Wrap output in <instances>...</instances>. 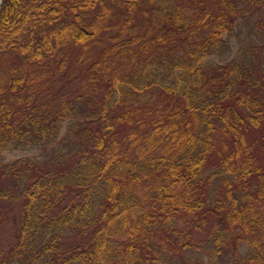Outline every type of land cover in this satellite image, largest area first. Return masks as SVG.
Instances as JSON below:
<instances>
[{
  "label": "trees",
  "instance_id": "1",
  "mask_svg": "<svg viewBox=\"0 0 264 264\" xmlns=\"http://www.w3.org/2000/svg\"><path fill=\"white\" fill-rule=\"evenodd\" d=\"M174 1L0 0V151L52 153L0 160V207L21 202L11 258L168 264L155 235L208 200L204 170L224 136L219 208L249 239L237 264H264V178L248 142L264 108L249 65L207 59L229 42L240 9L235 0ZM145 3L155 23L140 33L133 21L149 15ZM100 38L110 45L98 52ZM75 54H92L85 76L103 79L100 98L52 91ZM73 231L90 240L61 250Z\"/></svg>",
  "mask_w": 264,
  "mask_h": 264
},
{
  "label": "rangeland",
  "instance_id": "2",
  "mask_svg": "<svg viewBox=\"0 0 264 264\" xmlns=\"http://www.w3.org/2000/svg\"><path fill=\"white\" fill-rule=\"evenodd\" d=\"M174 2L188 3L187 0H175ZM235 4L240 11L229 35V42L223 44V48L218 54L207 55V59L211 64L234 60L249 65L254 76L253 79H255L252 91L264 108V2L235 0ZM144 7L149 11V15L146 16L139 12L138 18L133 21V24L140 28V33L154 27L155 23L153 5L145 3ZM117 21L119 23L120 19L114 14L109 23V30L115 31ZM108 45L110 44L106 38H100V44L94 46V49L100 52L103 47ZM88 56L89 58L83 57L84 60H81L77 54L71 56L69 63L61 67L58 73L61 74V80L56 79L52 91L59 92V94L77 95L85 93V91L91 94L93 90L95 92L98 90L97 98H100L104 88L103 79L99 77L91 85L85 76L91 63L92 54ZM69 65L71 66L68 67ZM72 69H76L77 72L71 76ZM67 124V121L63 124L60 134L66 130ZM249 127L248 142L252 145V152L256 156V161L261 167V176L264 178V114L259 126L250 125ZM224 139V136L217 137L215 148H213L205 166L204 174L208 177V200L196 212L184 213L183 217L177 219L174 225L160 229V234L155 235L156 239L161 240L160 243L164 249L162 259H167L168 264H237L245 255L244 240H249L247 234L244 231L241 232L239 228L232 227L224 216V207L219 208L217 190H219L221 179L224 176L220 168V154H225L229 147L228 142L227 146H224ZM45 147L46 145H40L3 150L0 151V160H14L18 157H28V155L29 157L47 158L52 153L51 148ZM257 177V174H253L252 178L254 179L248 184L247 188L251 194L259 184ZM223 188L224 185L221 191ZM20 205V200H11L6 201L0 207L4 211L0 222V264H27L26 259H13L9 254L16 247L15 238L19 224ZM90 236V233L82 231L78 233L75 231L66 232L60 239L61 250L72 249L78 243L86 245ZM30 264L37 263L31 262ZM70 264L79 263L72 262Z\"/></svg>",
  "mask_w": 264,
  "mask_h": 264
}]
</instances>
